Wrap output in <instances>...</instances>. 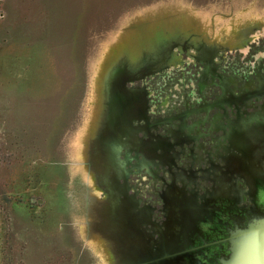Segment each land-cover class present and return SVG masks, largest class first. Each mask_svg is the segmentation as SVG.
Masks as SVG:
<instances>
[{
    "label": "rangeland",
    "instance_id": "1",
    "mask_svg": "<svg viewBox=\"0 0 264 264\" xmlns=\"http://www.w3.org/2000/svg\"><path fill=\"white\" fill-rule=\"evenodd\" d=\"M257 216L264 0H0V264H185Z\"/></svg>",
    "mask_w": 264,
    "mask_h": 264
},
{
    "label": "crops",
    "instance_id": "2",
    "mask_svg": "<svg viewBox=\"0 0 264 264\" xmlns=\"http://www.w3.org/2000/svg\"><path fill=\"white\" fill-rule=\"evenodd\" d=\"M207 220L198 225L204 234L216 226V223L208 224ZM240 222H231L229 226L232 227L225 229L224 234L204 238L201 244L195 243L185 264H264V219L257 216L247 219L245 225Z\"/></svg>",
    "mask_w": 264,
    "mask_h": 264
},
{
    "label": "flooded vegetation",
    "instance_id": "3",
    "mask_svg": "<svg viewBox=\"0 0 264 264\" xmlns=\"http://www.w3.org/2000/svg\"><path fill=\"white\" fill-rule=\"evenodd\" d=\"M169 258V257H168ZM174 258V257H173Z\"/></svg>",
    "mask_w": 264,
    "mask_h": 264
}]
</instances>
